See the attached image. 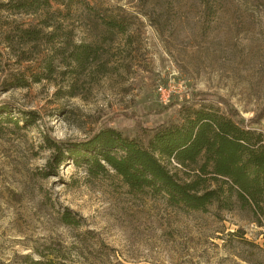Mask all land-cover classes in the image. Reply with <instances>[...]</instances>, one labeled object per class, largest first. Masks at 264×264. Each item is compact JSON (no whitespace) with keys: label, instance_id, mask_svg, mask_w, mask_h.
<instances>
[{"label":"rangeland","instance_id":"1","mask_svg":"<svg viewBox=\"0 0 264 264\" xmlns=\"http://www.w3.org/2000/svg\"><path fill=\"white\" fill-rule=\"evenodd\" d=\"M195 93L244 120L264 109V0H0V264H264L249 209H178L70 159L51 171L45 137L109 127L147 145L192 110L223 114Z\"/></svg>","mask_w":264,"mask_h":264},{"label":"trees","instance_id":"2","mask_svg":"<svg viewBox=\"0 0 264 264\" xmlns=\"http://www.w3.org/2000/svg\"><path fill=\"white\" fill-rule=\"evenodd\" d=\"M213 98L223 107V114L211 108L210 112L202 108L192 110L176 124L157 125L147 145L109 127L99 128L89 139L80 142L45 137L53 150L51 171L56 173L70 159L94 176L112 171L131 191L161 196L171 207L206 213L213 207L230 211L237 204L241 209H249L261 225L264 222V131L256 127L264 109L253 119L244 120L223 98L195 93L191 99L204 103ZM7 106L0 107V114ZM170 107L168 104L152 113H165ZM21 114L28 125L37 119L35 112ZM133 121L140 125L137 118L133 117ZM163 161H172L182 169H196L192 176L179 179ZM62 219L64 224H77L68 214ZM233 236L242 238L240 232ZM32 264L67 263L45 260Z\"/></svg>","mask_w":264,"mask_h":264}]
</instances>
